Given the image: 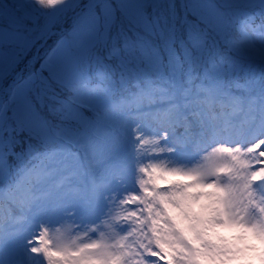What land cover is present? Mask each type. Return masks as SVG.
Wrapping results in <instances>:
<instances>
[{
  "label": "snow or ice",
  "instance_id": "1",
  "mask_svg": "<svg viewBox=\"0 0 264 264\" xmlns=\"http://www.w3.org/2000/svg\"><path fill=\"white\" fill-rule=\"evenodd\" d=\"M0 264H264V0H0Z\"/></svg>",
  "mask_w": 264,
  "mask_h": 264
}]
</instances>
